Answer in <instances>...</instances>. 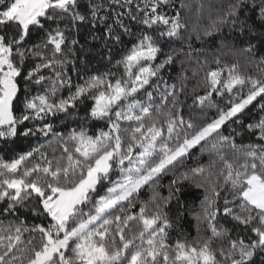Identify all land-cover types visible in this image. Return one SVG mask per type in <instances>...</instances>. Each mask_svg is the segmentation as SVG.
I'll return each mask as SVG.
<instances>
[{
    "label": "snow or ice",
    "instance_id": "6c2138e0",
    "mask_svg": "<svg viewBox=\"0 0 264 264\" xmlns=\"http://www.w3.org/2000/svg\"><path fill=\"white\" fill-rule=\"evenodd\" d=\"M113 2L131 14L133 0ZM169 4L170 0H137L136 10L143 13L140 22L148 29H166L159 32V38L186 39L187 52L184 47L170 49L156 63L163 52L158 38L141 32L117 60L114 67L119 74L109 69L80 77L82 82L72 91L71 76L64 69L72 63L78 76L79 70L64 50L69 29L61 24L70 18L75 27L76 22L86 20L77 11L78 0H0V139L39 133L45 138L51 135L49 144L57 146L51 155L41 145L11 159L0 158V201L7 204L4 213L11 215L24 208L41 218V223L31 226L24 219L0 221V264H251L258 251L264 253V55L254 59L257 45L251 43L241 50L250 54L248 63H255L260 75L242 73L237 63L207 71L204 94H195L199 82L192 89L191 107L198 106L204 116L199 123L186 120L179 99L189 80L183 65L196 57L195 77L208 61L199 59L201 49L193 48L192 36L182 35L187 25L181 23L180 10L173 16L160 11ZM179 7L191 5L181 3ZM204 8L197 0V12L202 14ZM100 10V5L90 4L93 24L97 19L106 22V17L98 15ZM253 14L264 25V0H231L226 7L221 0L215 17L209 15L203 36L212 37L226 25L240 34L254 32V25L248 23ZM122 15L117 13L115 22L123 34L132 36ZM33 30L42 31L43 37L25 48ZM113 31L109 25L107 38L121 43V34L113 35ZM201 39L197 32L195 40ZM29 56L42 62L25 75L22 66ZM181 56L185 59L180 60ZM178 60L182 71L169 84L162 72ZM214 62L219 65L220 59ZM44 71L52 74L45 76ZM20 77L38 91L31 99L25 95L17 114ZM45 84L48 87L39 91ZM66 86L69 95L55 100L59 89ZM80 105L87 109L82 120L106 126L94 132L82 125L57 132L52 123L45 122L60 114H74ZM250 107L262 114L245 125L242 117ZM212 109L215 115L209 117ZM29 121L42 122V126L24 127L20 132ZM228 125L246 129L258 142L237 144L236 137L243 133L232 127L224 134ZM196 148L210 157L209 163H197L177 174L178 166L184 167ZM169 171L173 178L164 196L158 190L159 182ZM185 182L205 190L191 215L198 233L206 224L211 235L202 243L178 238L170 244L166 230L171 224L163 209L173 198L179 200ZM145 188L150 195L140 200ZM221 190L232 197H225L222 213L218 206ZM221 215L250 229L252 236L230 238V230L218 226ZM216 240L221 241L219 247H213Z\"/></svg>",
    "mask_w": 264,
    "mask_h": 264
},
{
    "label": "trees",
    "instance_id": "16d2710c",
    "mask_svg": "<svg viewBox=\"0 0 264 264\" xmlns=\"http://www.w3.org/2000/svg\"><path fill=\"white\" fill-rule=\"evenodd\" d=\"M205 5V8L202 10V14L197 12V0H170L169 5H164L161 7L160 11L167 13L169 16L175 15L177 9L180 10L181 14V23L187 25V30H182V35L187 38L189 35L193 39V48L201 49L199 59L201 61L207 60L208 65L203 69L199 70L198 75L193 77L192 70L197 68L195 63L196 57L192 61H188L183 65V69H186V74L189 77L187 82V91L185 94L180 95L179 99L183 102L181 107L183 108V116L187 119H192L194 122L199 123L204 116V113L200 111L199 107H191L193 105L194 96L192 94V89L197 85V82L200 83V86L196 90V95L204 94V79L205 73L210 70H215L218 67L223 68L225 64L231 65L237 63L239 65V70L244 74L250 75H260V70L256 67L255 63H248L250 59V54H245L241 50L247 47L250 43L257 45L254 49V59H258L260 56L264 55V25H261L260 22L256 19V16L251 15V19L248 21L249 24L254 25V32L245 31L244 34H240L235 29H232L230 25L223 26L219 33H214L212 37H204L203 29L208 26L210 23L209 15L211 14L214 18L216 15V8L221 6V0H200ZM231 0H223V6L226 7ZM137 0H133L131 6V14L127 7H122L113 2V0H78L77 11L81 12L86 16L84 22H76L75 27H73L71 19L67 18L61 24V27L67 25L68 31L65 35L68 38V45L65 47V52L68 54L70 61H75L76 68L79 70V76L76 72L72 71V63H69L64 71H67L71 76L73 87L72 91H75V85L81 83L82 80L80 77H86L87 75H94L98 73H103L109 69L114 72L118 70L114 67L117 60H119L123 55L126 54L128 48L131 47L132 43L135 42L136 35L141 32H148L150 35L158 38L163 52L160 54L159 58L156 60V63H159L160 60L164 58V55L174 48L184 47V51L187 52L186 39L185 41L180 40H169L167 37L159 38V32L165 31L166 29L163 26H154L152 29H148L140 21L143 20L144 16L142 12H137L136 10ZM184 3L191 5L190 8H180V4ZM90 4L100 5L101 10L98 13L99 16L106 17V22L101 23L99 19L93 24L89 6ZM208 5H212V8H209ZM123 13L120 17L122 23L127 26L131 32L132 36L123 34V29L116 24V14ZM243 15V14H242ZM135 16L136 20H133L131 17ZM109 25L113 26V35L121 34V43H115L113 40H110L106 36V29ZM199 32L202 39L200 41L195 40V36ZM11 34V33H9ZM43 37L42 31L33 30L30 37L25 41L24 47L29 48L33 44H36L41 41ZM72 39L78 41L77 44L73 45L71 43ZM51 49L48 50L46 55H50ZM75 53V55H72ZM220 59V64L217 65L214 61L216 58ZM180 60L185 59L184 56L179 57ZM42 61L38 58L29 56L22 68L24 74H27L31 68H33L37 63ZM122 71V70H120ZM182 71V67L177 63L171 69H165L162 72V75L169 84L176 82V78L179 73ZM43 75L48 76L52 73L50 71L42 72ZM119 74V72H118ZM225 76L227 73H224ZM20 92L19 99L16 101V111L19 114L20 109L23 107V101L25 95L31 99L32 96L37 94V87L28 82L25 84L23 77L19 78ZM48 85L45 84L39 91H44ZM163 85L161 84V88ZM25 88L28 89L27 93ZM69 95V88L66 86L62 89H59L57 95L54 97L55 100L65 98ZM156 102H159L157 96ZM217 103L221 106L224 105L223 100L217 99ZM86 107L84 105L78 106L74 110V114H69L67 117L63 114L58 115L54 118H49L45 122L52 123L55 126V131L57 132H67L69 128H79L81 125L86 128H91L94 132L97 128L105 127L106 125L103 122H91L84 121L81 118L85 116ZM208 116L212 117L215 115V109L208 111ZM256 108L250 107L247 113L242 117L244 124L252 122L253 119H259L260 115ZM42 122H27L26 125L20 127V132H23L24 127H41ZM235 127L237 132H242V136L236 137L237 144H246V143H257L255 135H250L246 129L237 127L236 125L225 126L223 131L224 134H228L230 128ZM52 140L51 135L47 138L43 137L41 134H37L34 137L24 138L23 136H17L10 140L0 139V158L11 159L14 155L28 151L32 147H38L43 145L42 151H47L51 155L52 149L57 147L55 143L49 144ZM58 154V153H57ZM193 158L185 160L184 167H179L176 170L177 174L179 172L185 171L187 168L195 167L197 163L208 164L210 157L207 154H200L199 148H196L192 153ZM219 167V165H218ZM173 178V171H169L161 180H160V189H158L162 195H168V184ZM150 195L149 189L145 188L140 194V200H147ZM205 195L204 188H196L193 184L185 182L182 185V191L179 194V200L173 198L172 201L163 209L167 214L171 227L166 231L168 233V242L170 244L174 243L178 238L182 240H187L190 243H196L197 241L203 242L204 239H207L211 233L207 230V225H201V230L198 233L197 231V222L191 215V210L196 207H199L200 201ZM231 200V195H228L226 190H221V196L218 201V206L223 209L224 199ZM231 206V205H230ZM7 207L6 202L0 201V221H3L4 224H7L9 221H17L19 219H24L27 221L28 225L31 226L34 223H41V218L34 217L30 210L21 208L17 213L11 215L4 213L3 209ZM138 207V206H137ZM47 223V221H43ZM218 226H223L226 229H229L231 232L232 239L238 238V236H243L245 239L252 236V233L249 230H246L243 225H237L231 217H224L221 215L218 220ZM29 238V234H25V240ZM254 238V237H253ZM39 235L37 234L36 242H39ZM225 247H227V238L223 241ZM221 244L220 240H216L213 244V247H219ZM264 253L257 252L252 259L251 264H264Z\"/></svg>",
    "mask_w": 264,
    "mask_h": 264
},
{
    "label": "rangeland",
    "instance_id": "374dc122",
    "mask_svg": "<svg viewBox=\"0 0 264 264\" xmlns=\"http://www.w3.org/2000/svg\"><path fill=\"white\" fill-rule=\"evenodd\" d=\"M113 179H115V176L113 177Z\"/></svg>",
    "mask_w": 264,
    "mask_h": 264
}]
</instances>
